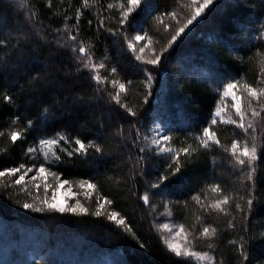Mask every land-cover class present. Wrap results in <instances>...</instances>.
I'll list each match as a JSON object with an SVG mask.
<instances>
[{
    "label": "snow or ice",
    "instance_id": "1",
    "mask_svg": "<svg viewBox=\"0 0 264 264\" xmlns=\"http://www.w3.org/2000/svg\"><path fill=\"white\" fill-rule=\"evenodd\" d=\"M60 4L63 5L64 0H60ZM16 6L26 12L25 20L31 29L37 34L44 31L38 27L40 14L34 12L33 5L27 0H17ZM46 6L53 9V0H47ZM219 6V0H185L179 7L168 10L160 9L154 0H107V3L81 0L75 7L74 16L68 14V8H63L62 12L53 11L52 16L63 17V29H53L56 36L50 43L69 51L75 70L65 75L86 77V86L92 95L73 93V103L69 105L66 97L60 98L64 84L47 65L34 74L23 73L28 87L8 82L0 88V108L15 110L9 117V127L0 131V138L6 137L13 148L21 146L23 159L32 161L9 166L0 162V193L9 188L24 193L25 199L15 202L33 213H70L78 217L102 218L113 224L125 238L134 240L138 249L143 250L139 253L143 256L150 253L151 248L141 239L129 216L113 207L117 197L130 194L147 207L153 216V226L163 229L160 240L171 256L172 264H222L223 257L218 259V253L224 233L215 221L231 217L225 221L226 228L235 233L237 215L241 222H247L253 217L255 205L264 203V191L258 188V185H264V15L242 25L243 47L221 41L228 48L226 58L234 65L248 63L258 69L257 78L250 82L239 76L238 68L235 75L227 69L214 68L213 74L204 81L216 93L214 108L202 124L186 118L177 126L164 119L159 104L151 103L156 99L157 74L168 70L174 63L173 54L188 39L193 27H198ZM93 7L97 9L96 32L107 33L118 52L123 42V51L129 53L134 62H139L136 65L142 76L139 81L121 75L122 69L116 63H110L107 48L98 57L95 45L83 36L81 21L86 11ZM148 19L153 27L162 26L167 34L166 43L158 48L155 45L159 41H154L144 28ZM69 21L73 23L69 24ZM86 24L91 28L93 20L87 19ZM130 29L134 35H130ZM10 44L13 55H18L16 50L34 47L28 32L18 30L12 35L0 29V51L9 49ZM146 49L151 51V58H146ZM7 64L18 68L15 59ZM73 87L85 85L77 83ZM132 88L136 89L139 99L130 106L128 94ZM41 90H46L47 98ZM101 102L106 110L96 121L100 130L79 134L68 119L80 111L77 104L91 107ZM31 104L38 109L34 117L24 114ZM89 122L86 120L85 125ZM219 125L232 127L233 136L229 142L225 143L218 135ZM146 128L151 135L146 134ZM25 144L26 147H22ZM129 145L135 149L134 154L129 151ZM114 149L117 156L127 154L124 163L128 166L125 171L118 164L115 167L120 169V174L103 175V180L111 182L117 189L115 196L101 191L99 173L95 177L62 179V166H95L113 156ZM216 151L228 156V171L236 177L233 189H228L224 174L217 173V160L213 155V168L203 186L195 194L189 192L186 198L174 199L177 194L184 195L185 182L198 166L201 156ZM4 156H11L10 148L0 149V157ZM150 163L157 169L155 174L149 170ZM4 178H9L10 182H5ZM138 178L144 185L142 192ZM74 187L76 191H73ZM62 190L66 200L73 202H61ZM81 193L85 200L94 198L93 207L81 202ZM156 198L158 203L153 202ZM161 208V214L169 218L173 208L182 211L184 222L157 226L155 215ZM243 233L227 240L234 249L235 264H264V259H252V246L256 240H264V231L254 234L243 223ZM197 241L202 243L198 245Z\"/></svg>",
    "mask_w": 264,
    "mask_h": 264
},
{
    "label": "trees",
    "instance_id": "2",
    "mask_svg": "<svg viewBox=\"0 0 264 264\" xmlns=\"http://www.w3.org/2000/svg\"><path fill=\"white\" fill-rule=\"evenodd\" d=\"M154 2L160 9L172 10V8L179 7L185 0H154ZM16 3L17 0H0V29L10 32L12 35H16L18 30L28 32L34 47L23 48L22 51L16 50L18 55H13L11 44L9 49L0 51V68L3 69L0 70V88L8 82L17 84L18 87L19 85L28 87L23 73L34 74L47 65L50 71L56 74V78L64 84L60 98L66 97L69 105L73 103V93H86L87 96H91L92 93L86 86V77L77 78L73 75H65L75 70L69 59V51L58 48L55 43H50L56 36L53 29H63V17L52 16V12H62L63 8H68V14L74 16L75 7L79 6L81 0H64L63 5L60 4V0H53V9L51 10L46 6L47 0H27V3L33 5L34 12L40 14L38 27L44 31L39 34L29 27V23L25 20L26 12L23 8H18ZM103 3H107V0H103ZM219 5L214 13L208 16L198 27H193L188 39L173 54L174 63L168 70L157 74L156 99L151 103L159 104L164 119L172 121L177 126L182 125L186 118H190L196 124H202L209 117L210 110L214 108L216 93L204 81L213 74L214 68L227 69L234 75L237 74L236 69L238 68L239 76L250 82L258 76V69L248 63L234 65L232 61L228 60L226 58L228 48L221 41L226 40L233 47H243L242 25L264 15V3L261 0H219ZM96 11L95 7L86 11L85 17L81 21L83 36L95 45L98 57L107 48L111 56L110 63H116L122 69L121 75L134 82L139 81L142 79L136 67L139 62H134V58L123 51V42L119 46L121 51L118 52L117 46L111 41L107 33L96 32ZM87 19L93 20L91 28H88L86 24ZM72 23L73 21H69V24ZM144 28L153 36L154 41H159L155 47L158 48L160 44L166 43L167 34L162 26L153 27L152 21L148 19L144 22ZM129 32L130 35H134L132 29ZM13 59L16 60L18 68H13L7 64L9 60ZM148 67L151 68V66ZM77 83L85 85V87H73ZM41 93L47 98L46 90H41ZM128 99L130 106L139 99L135 88L129 90ZM77 107L80 108V111L68 119L76 126L79 134L86 135L98 132L100 129L96 121L101 118V113L106 110L103 102L94 103L91 107L77 104ZM14 111V109L0 108V131L9 127V117L13 115ZM24 114L34 117L38 114L36 105H28L27 112ZM104 119L107 121L106 116ZM86 120L90 121L87 125H85ZM127 128L128 126L125 125L126 131ZM192 130L189 129V131ZM145 132L147 135H151L147 128ZM217 132L225 143L229 142L233 136L231 126L219 125ZM22 147H26V144ZM3 148H10L11 150L10 157H0L3 166L32 162L25 161L21 146L13 148L9 145L6 137L0 138V149ZM113 151V156L105 158L95 166L79 164L76 167L62 166L60 169L64 172L62 179L95 177L99 173L101 191L104 194L115 196L117 189L113 187L111 182L104 181L103 175L105 173L109 175L120 174V169L115 167L118 164L125 171H127L128 166L124 163L127 154L117 156L115 149ZM129 151L135 153V149H132L131 145H129ZM213 155L216 156L217 160V173L222 172L228 189H233V182L236 177L228 171V156L223 152L216 151L201 156L198 166L189 173V179L185 182L184 195L177 194L173 197L174 199L186 198L189 192L195 194L203 186L207 174L213 168ZM149 170L153 174L157 172V169L151 167V163ZM151 178L149 176V179ZM4 180L10 182L9 178H4ZM138 183L142 192L144 185L139 178ZM258 188L264 191V185H258ZM73 189L77 190L75 187ZM23 199H25V194L18 192L17 189L9 188L0 193V264H123L124 261H127V264H172L171 256L161 243L158 229L152 224L153 216L147 207L142 205V202L131 197L130 194L117 197V203L113 207L129 216L141 239L151 248V252L143 256L139 254L143 250L138 249L134 240L125 238L113 224L102 218L78 217L70 213H33L21 208L15 202ZM79 199L89 207H93L95 204L94 198L85 200L83 193ZM153 202L158 203V198ZM192 211L195 209L193 208ZM233 212H235L234 205ZM173 215L184 222L182 211L173 208ZM209 219L214 220V217ZM229 219L231 217H222L219 221H215L224 233L223 243H221L218 253V259L221 255L223 257V264H235V252L227 244V240L233 235L244 234L243 223H246L254 234L264 231V203L255 205L253 217L247 222H241L239 215H237L235 233L226 228L225 221ZM252 259H264V240H256L253 244Z\"/></svg>",
    "mask_w": 264,
    "mask_h": 264
},
{
    "label": "rangeland",
    "instance_id": "3",
    "mask_svg": "<svg viewBox=\"0 0 264 264\" xmlns=\"http://www.w3.org/2000/svg\"><path fill=\"white\" fill-rule=\"evenodd\" d=\"M151 55H152V53H151V51L150 50H148V49H146L145 50V56H146V58H151ZM27 179V178H26ZM73 191H76L75 189H73ZM60 200H61V202H65V203H68V202H73V201H68V200H66V198H65V196H64V194H63V190L61 191V193H60ZM163 212V209H161L160 210V212H158L157 214H156V216H155V222H156V225L158 226V225H162V224H164V223H169V222H181L180 220H178L176 217H174V215H172V217H167V216H165V215H162L161 213ZM157 229H158V232H159V235L161 236V234H162V232H163V229H161V228H158L157 227ZM202 242H200V241H197V244L198 245H200ZM222 264H223V262H222Z\"/></svg>",
    "mask_w": 264,
    "mask_h": 264
}]
</instances>
